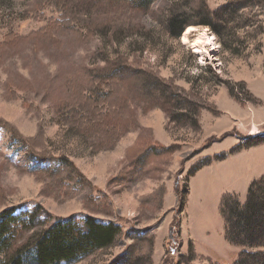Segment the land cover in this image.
Returning a JSON list of instances; mask_svg holds the SVG:
<instances>
[{
    "label": "rangeland",
    "instance_id": "374dc122",
    "mask_svg": "<svg viewBox=\"0 0 264 264\" xmlns=\"http://www.w3.org/2000/svg\"><path fill=\"white\" fill-rule=\"evenodd\" d=\"M262 175L264 0H0V214L37 221L17 245L92 217L121 234L73 264H234L219 203Z\"/></svg>",
    "mask_w": 264,
    "mask_h": 264
},
{
    "label": "trees",
    "instance_id": "16d2710c",
    "mask_svg": "<svg viewBox=\"0 0 264 264\" xmlns=\"http://www.w3.org/2000/svg\"><path fill=\"white\" fill-rule=\"evenodd\" d=\"M187 26L188 23L184 20H171V35L180 37ZM98 77L95 82H100L101 79L107 86L121 79L120 71L112 68L101 69ZM95 82L93 81L94 84ZM145 89L141 90L142 94L146 92ZM89 91H93V86ZM109 95L111 91L108 90L105 100ZM180 207H184L183 201ZM219 213L224 224L225 241L249 249L240 252L234 264H264V175L249 185L243 204L235 195L225 194L219 203ZM28 216L31 218L30 224H27L26 215L14 216L11 210L0 214V257L3 259L0 264H73L114 245L121 234V229L116 224L104 225L95 218L88 217L84 227L80 228L71 218L49 224L38 235L33 234L25 243L17 245V232L24 233L37 223L34 220L36 214L30 213ZM171 233L170 228L168 243L173 242ZM32 238L36 239L32 242ZM190 246L193 249L192 244ZM191 255L193 258V252Z\"/></svg>",
    "mask_w": 264,
    "mask_h": 264
},
{
    "label": "bare ground",
    "instance_id": "6f19581e",
    "mask_svg": "<svg viewBox=\"0 0 264 264\" xmlns=\"http://www.w3.org/2000/svg\"><path fill=\"white\" fill-rule=\"evenodd\" d=\"M190 32H193V29H188L186 35L189 34ZM186 35L183 36L184 43L188 41ZM211 41L212 39L206 37L205 34L200 33L197 35L196 39L193 41L191 46L194 48L195 50L194 52L202 56L204 53H208L207 50H205L204 46H212V44H210Z\"/></svg>",
    "mask_w": 264,
    "mask_h": 264
},
{
    "label": "crops",
    "instance_id": "0c3cea01",
    "mask_svg": "<svg viewBox=\"0 0 264 264\" xmlns=\"http://www.w3.org/2000/svg\"><path fill=\"white\" fill-rule=\"evenodd\" d=\"M246 192H247V191H246ZM233 193L239 195V193H236L235 191H234ZM240 196H241V195H240ZM181 229H182V228H181ZM181 233H182V231H181ZM157 241H159V240L157 239ZM183 241H184V240H183ZM189 241L192 243L193 247L195 248L196 252L199 253V255H205V253H201V252L198 250V248H197V246H196V244H195L194 238H191V237H190V240H189Z\"/></svg>",
    "mask_w": 264,
    "mask_h": 264
}]
</instances>
